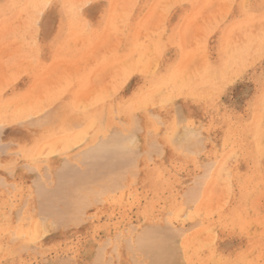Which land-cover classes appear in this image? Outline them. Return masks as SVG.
Instances as JSON below:
<instances>
[{"label":"rangeland","instance_id":"obj_1","mask_svg":"<svg viewBox=\"0 0 264 264\" xmlns=\"http://www.w3.org/2000/svg\"><path fill=\"white\" fill-rule=\"evenodd\" d=\"M0 109V264H264V0H0Z\"/></svg>","mask_w":264,"mask_h":264},{"label":"bare ground","instance_id":"obj_2","mask_svg":"<svg viewBox=\"0 0 264 264\" xmlns=\"http://www.w3.org/2000/svg\"><path fill=\"white\" fill-rule=\"evenodd\" d=\"M123 3V2H122ZM116 9V8H115ZM118 21V20H117ZM119 34V33H118ZM118 52V51H117ZM122 63V62H121ZM121 68V67H120ZM25 103H27L26 101H25ZM13 104V103H12ZM11 106V105H10ZM19 107V106H18ZM0 111H1V109H0ZM17 111V110H16ZM61 114H62V108L60 107V108H55L54 109V111H52L51 112V117L50 118H55V117H60L61 116ZM29 116V115H28ZM52 121V120H51ZM32 123V122H31ZM29 125V124H28ZM32 125V124H31ZM33 126V125H32ZM24 127V126H23ZM34 131V130H33ZM11 136V135H10ZM18 136V135H17ZM5 139H8V138H5ZM10 139V138H9ZM37 140V139H36ZM11 141V140H10ZM17 143V142H16ZM33 143V142H32ZM34 143H35V141H34ZM34 143H33V145H34ZM32 145V146H33ZM18 146H19V143H18ZM30 147H32L31 145H29ZM22 147V146H21ZM20 147V148H21ZM25 147V146H24ZM29 147V148H30ZM22 149H24V148H22ZM47 154V153H46ZM37 157V156H36ZM2 164V163H1ZM48 173V172H47ZM1 174V173H0ZM2 177V176H1ZM28 215H31V214H28ZM31 217V216H30ZM27 218V217H26ZM22 228H24V227H22ZM10 229V228H9ZM30 229V228H29ZM22 232V231H21ZM128 247V246H127ZM127 249V248H126ZM123 252L121 251V250H118V257H119V260L120 261H122V254ZM169 262H171V261H169Z\"/></svg>","mask_w":264,"mask_h":264}]
</instances>
